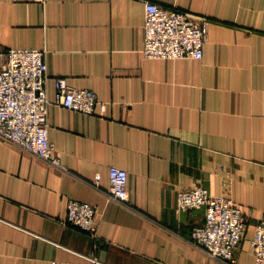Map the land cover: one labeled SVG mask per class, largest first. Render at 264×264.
<instances>
[{
	"label": "crops",
	"instance_id": "crops-1",
	"mask_svg": "<svg viewBox=\"0 0 264 264\" xmlns=\"http://www.w3.org/2000/svg\"><path fill=\"white\" fill-rule=\"evenodd\" d=\"M209 22L202 60L146 59L138 0H0V49L47 51L49 136L65 170L0 142V264H227L191 243L202 186L248 216L237 264H256L264 220V0H155ZM94 91L101 116L60 106L56 80ZM130 200L109 196V168ZM99 187L94 186L96 175ZM96 207L97 233L67 224Z\"/></svg>",
	"mask_w": 264,
	"mask_h": 264
},
{
	"label": "built area",
	"instance_id": "built-area-1",
	"mask_svg": "<svg viewBox=\"0 0 264 264\" xmlns=\"http://www.w3.org/2000/svg\"><path fill=\"white\" fill-rule=\"evenodd\" d=\"M145 10V42L142 54L151 60H202L208 39L209 22L189 14L166 9L155 0H138ZM47 51L44 49H0V142L44 160L65 170L56 156L55 145L49 136V100L47 82ZM57 103L69 111L84 115L103 116L108 109L97 94L56 80ZM112 200L127 204L130 200L128 172L109 168ZM101 176H95L99 187ZM205 207L204 222L193 229L190 241L214 259L237 264L236 251L248 228V216L230 198L212 195L202 186L178 192L177 209L191 211ZM96 207L90 203L71 200L67 206L66 223L96 236L98 221ZM251 249L256 264H264V220L255 227Z\"/></svg>",
	"mask_w": 264,
	"mask_h": 264
}]
</instances>
